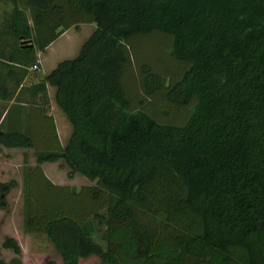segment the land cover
I'll return each instance as SVG.
<instances>
[{"label":"trees","instance_id":"trees-1","mask_svg":"<svg viewBox=\"0 0 264 264\" xmlns=\"http://www.w3.org/2000/svg\"><path fill=\"white\" fill-rule=\"evenodd\" d=\"M9 1L0 36L9 37L7 60L23 67L69 26L94 25L74 56L27 87L39 92L27 105L47 120L54 145L0 130L1 145L35 154L23 173V230L44 234L61 264L90 255L99 259L90 264H264V0ZM154 30L181 64L167 80L144 63L134 69L133 39ZM125 73L151 100L184 109L182 121L161 120L165 110L147 107L138 90L131 104ZM45 83L71 126L63 146ZM59 158L68 177L90 183L50 181L38 163ZM10 186L0 183V193ZM93 220L105 223L104 246ZM0 246L20 250L12 236Z\"/></svg>","mask_w":264,"mask_h":264},{"label":"rangeland","instance_id":"rangeland-1","mask_svg":"<svg viewBox=\"0 0 264 264\" xmlns=\"http://www.w3.org/2000/svg\"><path fill=\"white\" fill-rule=\"evenodd\" d=\"M10 9L11 3L9 0H0V26L6 21ZM25 14L30 22L28 12L25 11ZM93 26V23L89 22L72 25L52 41L50 48L39 51L37 57L41 61V69L39 72H48L53 60L58 61L74 56L79 45L90 33ZM0 37L9 41V37L6 35ZM167 40V35L157 30L150 32L148 35L135 37L131 48L132 61L133 64H136L134 65V69L136 70L137 66L144 63L151 70L163 76L165 80H167V73H171L172 77L177 75L181 69V64H176L166 52ZM23 41L25 44L28 42L32 43L30 38ZM146 83L148 86H151L155 84V80L154 78H148ZM136 84V80L128 73H125L123 76V85L131 104L135 103V99L140 97L137 94V90L144 94L139 85L136 89ZM144 95L146 97L150 96L148 94ZM148 99L151 100V98ZM152 99L151 103L148 102L146 105L152 108L154 112L162 109L165 110L161 120L175 123L182 121L185 112L184 109L174 106L163 98L159 99V96L156 95ZM27 104L22 108V126L20 130L31 131L30 133L34 136L35 145L47 148L51 147L55 141L49 134L50 129L46 125L47 120L39 117L35 110ZM13 107L10 109L9 116L14 115L15 108ZM46 113L51 115L48 111ZM54 115V119L58 120L57 117L60 114ZM61 115L65 117L63 114ZM68 129L70 130L69 123ZM59 140L64 142L65 139L61 136ZM5 152L0 150V183L9 182L11 186L5 193H0V197L5 202L3 206H0V243L5 236L14 235L13 237H15L20 250L19 253H15L10 248L0 246V259L8 261L12 257H18L22 262L29 264H60L58 253L44 234L25 232L23 230V173L37 164L33 148L9 149L5 150ZM38 166L45 173L44 175H47L52 181L60 182V184H66L73 188L89 184L87 178L77 172L69 178L66 175L68 168L62 160L44 161L38 163ZM31 184V191L34 194L37 193L39 191L37 182L31 181ZM93 223L94 232L92 237L97 243L104 246L102 234L105 230V223H98L95 220H93ZM98 260L97 256L90 255L81 257L79 264H89Z\"/></svg>","mask_w":264,"mask_h":264},{"label":"crops","instance_id":"crops-1","mask_svg":"<svg viewBox=\"0 0 264 264\" xmlns=\"http://www.w3.org/2000/svg\"><path fill=\"white\" fill-rule=\"evenodd\" d=\"M63 32H61V33H63ZM0 41L5 42L2 44L0 43V130L5 131V130H10V129H16V128L20 129V127L22 126L21 123H22V108H23V106H25L28 103L27 101L35 100V99L38 100V97H39V92H36L34 90L29 91V89H27V87L30 84L38 81V78H40L42 75H44L47 72H39L41 69V61L39 60V58H37L39 60V63H37L38 69H36V70L31 69L30 66L29 67L28 66L23 67L19 63L8 61L7 57H6L8 51H9V47L7 44L8 40L4 39L3 37L2 38L0 37ZM52 41L49 42L42 50H37L36 56L38 57L39 51H43V50L50 48ZM58 61L53 60V62L51 63L50 69L53 68L54 65ZM9 69H12L13 72H10ZM15 79H18L17 84H15ZM54 90H55V88L53 85L45 83V92H46V96H47V100H48L47 101V105H48L47 111L51 113V117H52V121H53V125L55 128V132L57 135L59 145L63 146L65 144L68 136H69L71 126H70V130H69L68 129L69 121L67 120L66 117H63L61 115L63 113L61 112L59 107L54 102V98H53ZM13 106H16V107H13ZM11 107L15 108V110L13 112L14 115L9 116L8 114L10 112ZM54 114H56V115L60 114V116L57 117L58 120L54 119V116H55ZM69 125H70V123H69ZM59 129L61 130V133H60ZM61 136L64 137V139H65L64 142L62 140H59V137H61ZM9 149H25V148L24 147H6V146L0 144V150H3V152H5V150H9ZM5 155H6V152H5ZM58 160H62V159L59 158V159L54 160V161H58ZM49 162H51V161H49ZM63 163H64V161H63ZM64 165H66V164L64 163ZM74 175H75V173H72V175L70 177H72ZM45 176L47 178H49L47 175H45ZM50 181H52V180L50 179ZM52 182L60 184V182H55V181H52ZM89 183H90V181H89ZM75 188H78V187H75ZM13 236L14 235H12V237ZM13 238H15V237H13ZM59 263L61 264V261H59ZM78 264H79V261H78Z\"/></svg>","mask_w":264,"mask_h":264},{"label":"built area","instance_id":"built-area-1","mask_svg":"<svg viewBox=\"0 0 264 264\" xmlns=\"http://www.w3.org/2000/svg\"><path fill=\"white\" fill-rule=\"evenodd\" d=\"M37 63H39V60H38V62H37ZM30 68H31V69H38V67H37V65H36V64H32Z\"/></svg>","mask_w":264,"mask_h":264},{"label":"water","instance_id":"water-1","mask_svg":"<svg viewBox=\"0 0 264 264\" xmlns=\"http://www.w3.org/2000/svg\"><path fill=\"white\" fill-rule=\"evenodd\" d=\"M27 45H32V43L31 42H28Z\"/></svg>","mask_w":264,"mask_h":264}]
</instances>
